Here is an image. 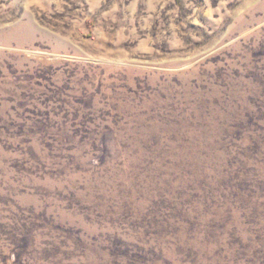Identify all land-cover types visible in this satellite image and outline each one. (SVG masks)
<instances>
[{"label": "rangeland", "instance_id": "rangeland-1", "mask_svg": "<svg viewBox=\"0 0 264 264\" xmlns=\"http://www.w3.org/2000/svg\"><path fill=\"white\" fill-rule=\"evenodd\" d=\"M0 264H264V0H0Z\"/></svg>", "mask_w": 264, "mask_h": 264}]
</instances>
